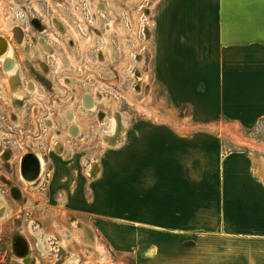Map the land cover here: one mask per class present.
Masks as SVG:
<instances>
[{
	"label": "crops",
	"instance_id": "obj_1",
	"mask_svg": "<svg viewBox=\"0 0 264 264\" xmlns=\"http://www.w3.org/2000/svg\"><path fill=\"white\" fill-rule=\"evenodd\" d=\"M153 37L154 77L169 104L187 107L204 122L225 116L251 126L264 116V0H162ZM13 52L25 82L20 47ZM41 53L35 45L26 58L39 63ZM55 72L54 83L42 90L35 85L32 97L36 91L50 100L62 97V74ZM15 83L7 70L0 72L1 88ZM39 108L29 114L35 124L22 131L40 162L39 176L25 181L18 167L16 178L25 185L9 186L11 198L16 186L27 213L35 214L29 226L35 237L36 230L55 236L52 217L42 215L67 213L75 233L83 225L96 244L104 239L118 255L114 264H125L126 253L134 264H264L263 148L225 151L222 133L210 125L124 120L118 143L108 145L100 136L94 150L89 144L99 131L97 115L72 112L65 126L55 122L67 119L64 112L54 120ZM61 219L55 218L58 230L67 227ZM23 236L29 264L41 263L35 244Z\"/></svg>",
	"mask_w": 264,
	"mask_h": 264
},
{
	"label": "rangeland",
	"instance_id": "obj_2",
	"mask_svg": "<svg viewBox=\"0 0 264 264\" xmlns=\"http://www.w3.org/2000/svg\"><path fill=\"white\" fill-rule=\"evenodd\" d=\"M161 2L162 0H0L2 34L8 35L14 25L22 24L31 17L38 18L45 25L44 33H34L45 38V42L36 45L42 51L40 61L50 68V71L44 72V76L53 84L55 71H58L62 74L63 82L62 88L57 86V92L62 97H53L54 100L57 99L55 101L49 97H29L22 109H18L20 101L15 100L14 104L9 91L4 89L5 86L0 87V194L7 199L6 212L4 217H0V264H12L13 260L21 258L11 253L10 241L14 233L28 235L31 243L35 244L32 248L35 259L41 260L37 264L64 263L53 251V242L58 243L57 239L66 244L68 253H79V264H114V259L118 257L103 238L99 237L97 244L94 242L93 246L80 244L78 230L75 233L73 222L69 221L71 216L67 213L42 215L45 219L52 217L55 236L40 235L41 231L36 230L35 237L29 229L35 214L27 213L26 197L19 200L20 191L19 198L14 195L19 201L11 198V183L25 185L16 176L18 167L20 170V153H33L26 147L29 141L25 139L26 132L22 131L29 124H35L34 118L29 123V114L34 106L46 107L54 120V116L64 112L67 119L58 123L56 119L57 125H69V114L72 112L81 114V111L87 110L97 115L95 126L99 131L89 142L94 150L100 149L97 143L100 142L99 137H102L105 119L120 113L128 125H210L222 133L223 150L263 148L264 152V116L251 126H244L225 116L204 122L191 116L187 107L169 104L164 88L154 77L153 69L155 18ZM19 43L22 44V41H17L18 46ZM50 47L53 49L52 53ZM22 48L25 49L20 48L23 59L30 68L31 64L26 58L28 45L22 44ZM10 53L12 54V50ZM65 78L68 83H65ZM32 81L43 89L37 80ZM92 97H97V101L88 109L86 105ZM25 98L26 96L21 101ZM45 101L51 103L45 106ZM40 109L36 108L35 113ZM43 120L45 121V116L37 117L41 124ZM39 128L37 131L41 133ZM6 151L11 156L10 153L4 155ZM21 178L28 181L22 176ZM60 216L67 226L60 229L62 231L58 230L55 223V218ZM68 233L75 235L67 240ZM123 256L125 264H134L131 254ZM229 257L227 254L224 259L230 261L232 257ZM75 260L73 257L72 262L66 260L65 264H73Z\"/></svg>",
	"mask_w": 264,
	"mask_h": 264
},
{
	"label": "bare ground",
	"instance_id": "obj_3",
	"mask_svg": "<svg viewBox=\"0 0 264 264\" xmlns=\"http://www.w3.org/2000/svg\"><path fill=\"white\" fill-rule=\"evenodd\" d=\"M0 42L3 43V45H1V43H0V53L2 52V54L0 55V59H2L3 61L5 60V61H9L10 62V65H8L6 67V70H7V73L10 76H12V75L16 74L17 66H16L15 62H13L11 60L12 57L9 54V50L6 49V45L9 42L7 43V40H6L5 36H1V35H0ZM19 44H20L19 47L21 49H23L22 48V44L21 43H19ZM23 50H25V49H23ZM23 53H24V51H23ZM10 90H11V93H12V99H13V103L14 104H16L15 100L20 101L23 97L26 96V92L23 90V88L21 87L20 84H17V83L11 84ZM96 101H97V97H92L90 99V103L87 104L86 107H88V109L91 108ZM105 121L106 122L104 123V130H103V134H102V137H103L104 141L107 144L108 143L109 144H117L118 140H119L118 139L119 135H120V133L122 131V127L125 125L126 122L123 120V117L121 116L120 113H118L116 115L114 114L113 116L106 118ZM17 194L20 196V190L18 188H17ZM17 198H19V197H17ZM5 204H6V200L0 194V217L4 215ZM77 230H78L77 237H78V239L81 242L88 243L89 245L94 244L95 240L93 238H89L88 237L87 232L83 228V225H81V227L77 228ZM53 243H54L53 244L54 245L53 246L54 247L53 251L55 250L56 257H60V259L64 261L63 264L66 263V260H69V261L72 262V258L73 257L76 259L73 262V264H79L78 260H77V256L75 254H73V253L70 254V253L67 252L63 241H58V243L57 242H53ZM11 252H12L13 256L16 255L14 251L11 250ZM105 255H106V253H105ZM17 257H19V256H17ZM29 257H30V250H29V253H26L24 255V257L18 258V260H13L12 264H26L28 262V260H29Z\"/></svg>",
	"mask_w": 264,
	"mask_h": 264
},
{
	"label": "flooded vegetation",
	"instance_id": "obj_4",
	"mask_svg": "<svg viewBox=\"0 0 264 264\" xmlns=\"http://www.w3.org/2000/svg\"><path fill=\"white\" fill-rule=\"evenodd\" d=\"M36 31V32H35ZM40 31V32H39ZM46 30H45V25L38 19V18H35V17H31L29 19H27L24 23L22 24H17V25H14L11 29V33L9 32L8 35L5 36L6 40H7V45H6V49L11 51L12 50V61L15 62L13 56L15 55L14 54V49H17V41H23V43H26L28 45V51H30L32 49V47H35V45H38L42 42H45V38L44 36L41 37V36H36V34L34 33H44ZM1 45H3L2 42H0ZM5 44V43H4ZM35 44V45H34ZM13 46V47H12ZM28 54V53H27ZM28 60V58H27ZM29 62L31 64L30 68L26 65V63H24L25 65V70L29 76L28 79L25 80V82L23 81L24 78H21L19 76V69H18V64H16L17 66V72L16 74L12 75V79H17V82H19V84L23 87V89H25V92H26V98L21 101L20 100V107L18 109H22L24 106H25V102L26 100L29 98V97H32V94L30 93L34 86H35V83L32 81V80H37L38 81V84H40L42 87L44 85H47V86H50V84L52 83L51 81H48L46 80L45 76H44V72L47 71L49 69V65H47L45 62L43 61H39V63H35L33 62V60L29 59ZM10 65V62L9 61H1L0 63V72L3 71L5 72L4 69H6V67ZM32 71L36 73V75H33L32 74ZM21 78V81L20 79L18 78ZM9 91V97H11V93H10V90L8 89ZM35 97H40V93L36 91V93L34 94ZM36 108H39L38 106H34L33 107V110H32V113L34 112L35 113V109ZM10 152H7L4 153L5 154H8L9 155ZM10 156H11V153H10ZM6 212V206H5V211L4 213ZM12 253V252H11Z\"/></svg>",
	"mask_w": 264,
	"mask_h": 264
},
{
	"label": "water",
	"instance_id": "obj_5",
	"mask_svg": "<svg viewBox=\"0 0 264 264\" xmlns=\"http://www.w3.org/2000/svg\"><path fill=\"white\" fill-rule=\"evenodd\" d=\"M2 52L0 53V55ZM41 165L38 160V157L34 154H31V152H28L23 155V157L20 160V173L23 175V177L28 181H33L38 178L40 173ZM11 194L14 197L17 194V188L12 187L11 188ZM25 237L21 233H14L11 237V250L15 252V256L24 257L26 253H29V245L24 239ZM30 261H28V264Z\"/></svg>",
	"mask_w": 264,
	"mask_h": 264
},
{
	"label": "built area",
	"instance_id": "obj_6",
	"mask_svg": "<svg viewBox=\"0 0 264 264\" xmlns=\"http://www.w3.org/2000/svg\"><path fill=\"white\" fill-rule=\"evenodd\" d=\"M24 21H25V19H24Z\"/></svg>",
	"mask_w": 264,
	"mask_h": 264
}]
</instances>
